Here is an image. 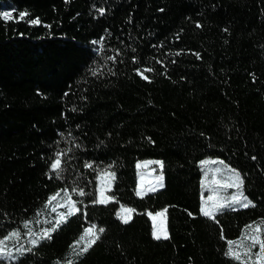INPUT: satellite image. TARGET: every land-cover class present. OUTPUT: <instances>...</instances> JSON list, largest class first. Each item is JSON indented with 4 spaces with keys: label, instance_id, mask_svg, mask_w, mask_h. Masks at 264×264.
<instances>
[{
    "label": "trees",
    "instance_id": "1",
    "mask_svg": "<svg viewBox=\"0 0 264 264\" xmlns=\"http://www.w3.org/2000/svg\"><path fill=\"white\" fill-rule=\"evenodd\" d=\"M6 10L0 239L20 235L0 264H239L227 241L264 221V0H0ZM148 159L163 163V187L137 196ZM206 159L240 173L252 206L201 214ZM103 169L113 199L94 204ZM64 190L80 211L33 245L31 224L67 212ZM121 206L135 210L127 224ZM165 209L169 238L157 240L148 213ZM93 224L105 231L76 257Z\"/></svg>",
    "mask_w": 264,
    "mask_h": 264
},
{
    "label": "snow or ice",
    "instance_id": "2",
    "mask_svg": "<svg viewBox=\"0 0 264 264\" xmlns=\"http://www.w3.org/2000/svg\"><path fill=\"white\" fill-rule=\"evenodd\" d=\"M103 11V10H101ZM20 18L24 19L26 13L21 12ZM0 17H3L5 21L11 19L12 13L10 12H2L0 13ZM32 25L39 24V19H33L30 21ZM108 59H113V57H108ZM147 71H151V69H148ZM138 73L142 76L144 79H148L147 76H144L143 72H140L138 70ZM158 164L161 168H163V163L161 161H147L144 162V164H137V168H141L147 164ZM201 166L207 165L209 163H219L224 164L223 161H201ZM51 170L57 174V177L59 178L60 173L62 171L61 166V153L56 154V159L51 163L50 165ZM85 167H93L92 164L86 163ZM225 168H228L227 165H224ZM111 168V165L108 166V169ZM108 169L101 170V175L98 177L99 180L104 182V176H108L110 179L107 181V183L110 185V182L112 179L115 178V174L110 172ZM229 172L233 174V176L230 178L231 182L225 183L221 185V187L227 189V188H236L238 189V192L233 193L229 197L220 196L218 194L216 195H209L207 198H205L203 195L201 197L202 204L200 208V212L205 217H214L215 214L222 212L225 208H232L233 205H239L243 208H248L249 206H252V201L248 200V198L243 194L242 185H243V179L241 178V175L239 172H237L235 169H228ZM214 172H219L220 169H214ZM205 178H207V172L205 173ZM157 181L159 182V187H163V174L159 175L157 178ZM205 185V181L202 180V186ZM156 186L151 185L146 190H141L140 186H138V189L136 191L137 196H143L147 192H155ZM100 196L93 201L94 204H107L112 197H108L104 195L105 188L101 187L99 189ZM215 191V190H213ZM72 192L78 193L80 196L86 195L85 191L83 189H76L73 188ZM61 196L60 192H57L55 195L50 196L48 201L45 203L44 207L48 208L52 205V202L59 198ZM64 197L65 202L63 205H59L60 207H66L67 212L66 213H60L56 221L53 225H51L49 228L42 229L41 233L38 237V239H33L31 243L33 245L38 244L41 240H50L52 238V233L58 229L60 225L65 223L67 219L71 216H74L77 212L80 210L76 207L77 202L73 201L71 197L68 194L67 190H64ZM122 209L127 213L126 216H120L119 213H117L118 217L121 219L122 223H129L132 219V213L135 211L134 209H124L123 206H121ZM52 211H56V208L53 207ZM167 209L161 212H157L155 216H164ZM39 215V213H37ZM149 216H153L152 213H148ZM155 219V217H153ZM28 222H25V227H27ZM247 231L242 233V236L238 238L235 241H227L228 243V249L225 252V255L232 258L235 261H238L239 264H264V221H261L259 224L256 225H248L246 226ZM105 230L103 228L96 229V225H90L89 227L84 229V234L80 237L78 241L72 245L73 253L76 257H79L86 253L89 248L100 238L99 234L103 233ZM29 235H32L31 229H29L28 232ZM20 233L18 231L13 230L12 232H9L6 236H4L3 239H0V259H3L5 256L10 255L6 251V248L4 247L5 242L7 240H10L14 237H19ZM154 239H168L169 236L167 232L163 229L161 230H155L152 233ZM244 241H249V243L245 244ZM79 249L77 252L76 249ZM254 248H258L257 251L253 252ZM28 251H31V249H28ZM67 264H74V261L69 258L67 260Z\"/></svg>",
    "mask_w": 264,
    "mask_h": 264
},
{
    "label": "rangeland",
    "instance_id": "3",
    "mask_svg": "<svg viewBox=\"0 0 264 264\" xmlns=\"http://www.w3.org/2000/svg\"><path fill=\"white\" fill-rule=\"evenodd\" d=\"M5 12H9V11L6 10ZM147 161H158V160L148 159V160L140 161L139 163L144 164V162H147ZM204 161H218V160L206 159ZM224 165H227V164L209 163L207 165L202 166V168H203V180L205 181V185L202 186L203 187V194L202 195L205 198H207L209 195H216V194H218L220 196H224V197H229L233 193L238 192V189H236V188L225 189V188L221 187V185L228 183V182H231L230 178L233 176V174L231 172H229V170H228L229 168L230 169H233V168L228 166V165H227L228 168H225ZM214 169H220V171L214 172L213 171ZM206 172H207V178H205ZM159 175H161V171H160V165H158V164H155V163L147 164V165L139 168L138 169V184H137L136 191L138 189V186H140L141 190H146L151 185H155L156 189L160 188L159 182L156 179ZM109 179L110 178L108 176H104V182L102 183V181L100 180L99 189L101 187H104L105 191H106L109 187V184L107 183V181ZM213 190H215V191H213ZM105 191H104V193H105ZM106 196L109 197V195H106ZM59 201L60 200H58V202ZM232 208H242V207H240L239 205H233ZM225 209H229V208H225ZM158 212H161V211H158ZM156 213L157 212L152 213L153 216H151V220H152V224H153V231H154V229L155 230L163 229L167 232L165 215L164 216H155ZM121 215L126 216L127 213L122 209ZM153 217H155V219H153ZM252 225H256V224H252ZM29 228L31 229V232L37 236L41 233L40 230H38V231L36 230V226L34 224H31V226ZM246 231H247V229H246ZM244 243L247 244V243H249V241H244ZM257 250H258V248H254L253 252H255Z\"/></svg>",
    "mask_w": 264,
    "mask_h": 264
}]
</instances>
